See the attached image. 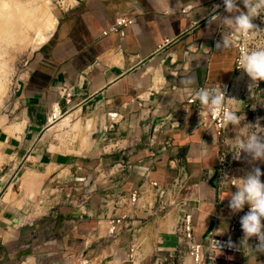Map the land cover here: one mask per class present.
<instances>
[{
  "label": "crops",
  "instance_id": "1",
  "mask_svg": "<svg viewBox=\"0 0 264 264\" xmlns=\"http://www.w3.org/2000/svg\"><path fill=\"white\" fill-rule=\"evenodd\" d=\"M216 14L229 15L222 0H83L65 13L50 39L32 53L15 85L14 116L0 128L6 160L0 188L60 165L58 156L45 149L43 138L45 131L56 126L58 131L56 123L64 117L84 113L79 121L94 125L101 136L122 137L131 147L136 137L138 141L98 161L68 159L65 163L79 176L115 164L105 173L110 183L98 185L97 194L86 185L68 183L61 186L58 199L46 197L45 211L19 227L22 243L13 242L12 236L2 239L0 264H91L103 251L109 252L110 263L122 264L131 233L125 230L111 239L108 220L130 211H116L117 201L141 191L140 204L146 210L157 201L149 183L170 187L182 172L188 180L164 219L142 215L144 221L131 220L140 228L145 249L152 250L158 238L165 242L170 237L184 201L194 214L196 238L215 245L217 264H264V254L255 258L247 245L241 249L242 230H231L248 207L233 214L228 208L231 190L217 192V139L212 128L197 126L194 116L197 89L212 88L217 81L229 83L235 76L234 41L216 48L224 31L209 23ZM119 19L131 24L104 35ZM188 77L196 81L191 89L181 86ZM160 122L166 126L153 134ZM171 122L180 127L170 129ZM139 129L144 140L134 135ZM126 165L131 169L120 167ZM168 202L167 197L164 203ZM229 238L235 247H227ZM248 243L255 246V237Z\"/></svg>",
  "mask_w": 264,
  "mask_h": 264
},
{
  "label": "rangeland",
  "instance_id": "2",
  "mask_svg": "<svg viewBox=\"0 0 264 264\" xmlns=\"http://www.w3.org/2000/svg\"><path fill=\"white\" fill-rule=\"evenodd\" d=\"M19 1L28 2L29 0ZM45 1L48 3L49 11H51L54 21L56 22L54 30L46 33L48 41L56 31L61 20L65 17V13L78 6L83 0ZM31 35H33L32 32ZM35 50L36 49L31 50L30 44L21 49L9 47L4 55L5 57L0 60L6 63L4 70V74H6L4 75V92L1 96L0 105V128H3L14 116L15 85L17 84L20 76L23 75L26 63ZM263 93L264 81H262L258 87L253 90V94L251 93L253 97L249 102L251 104L249 109L247 108L242 110V112L245 111L246 115L245 123L255 124L257 118H261V125L264 126V110L259 111L260 104H258V101L262 99ZM84 115L85 114L82 113L78 116V118H70L71 123L67 128H58L59 130L56 131V126L49 132L45 131L43 138L45 149H47L50 154L52 153L51 155L58 156L57 160H61L59 163L60 165H53L49 167L43 175L37 174L36 177H26L22 180L15 179L14 181H9V183L5 186H1L0 242H2L3 238L11 236L14 238L12 240L13 242H21L22 236H19L18 234L20 233L19 227L28 226L32 215L35 213L40 214L41 211H45L46 206L45 201L43 200L46 197H52L54 200L58 199L59 193L62 192L61 186L68 185V183H76L80 185L81 188L83 185H86L92 193L97 194L98 185L101 186L102 183H105V185L110 183L109 176H107L108 174L105 175V173H111L115 164L105 168L103 172L90 171V173H88V171H86L79 176L77 175L79 171L70 167V164L68 165V163H65L68 159L72 160L73 158L83 162L90 160L98 161L100 159L107 158L110 155H116L120 150H127L131 147V142L122 139V137H110L105 134H102L101 136L99 132H96L94 125L91 127V124L83 121L80 122L79 120L83 118ZM64 118L59 120L56 124L59 125ZM141 133L142 131L139 129L136 133H134V135L141 137L140 140H144ZM136 141H138L137 137L132 142V147L136 145ZM5 162L6 160L3 158V148L0 144V180L6 174L4 169ZM242 165V169L238 171L241 177H244L248 172L252 171L256 167H259L261 171L264 172V161L252 162L250 157L244 156ZM100 175L102 177H100ZM105 176L107 177L106 179L104 178ZM262 178L264 179V176H262L261 179ZM63 192L65 193V191ZM55 204L58 205L57 201ZM28 237L29 236H26L27 240L29 239ZM174 243L175 240L172 237L165 240L166 245H173ZM107 254L109 255V252L106 253L103 251L100 257L99 253V255L94 257V261L91 264H112V262L110 263L109 259H107Z\"/></svg>",
  "mask_w": 264,
  "mask_h": 264
},
{
  "label": "built area",
  "instance_id": "3",
  "mask_svg": "<svg viewBox=\"0 0 264 264\" xmlns=\"http://www.w3.org/2000/svg\"><path fill=\"white\" fill-rule=\"evenodd\" d=\"M253 23H255L260 30L264 31V16L254 19ZM129 24H131V21L119 19L109 27L108 32L104 35H107L108 33H116L119 29L126 27ZM231 41H234V48L236 50L234 61L235 76L231 82L221 85L227 86L226 98H235L242 102L239 104L230 102L232 108L242 112V110L249 109L251 106L249 102L253 96L251 94L252 91L249 89V85L252 81L243 70L237 68L238 59L242 51L254 48H264V33L248 39L241 37L237 33L232 37ZM261 82L262 81L258 82V85ZM261 100H264V93ZM258 104H260L259 111L264 110V103L258 102ZM201 111L207 112L206 109L202 110L198 101L194 106L196 125L212 128L217 139L218 160L213 175L216 190L219 194H221L224 189H230L232 192H235L237 189L234 186L235 182L232 178L241 177L238 171L243 167L242 161L244 155H242L239 160L233 159L230 149L224 143V140L226 137L240 134L239 126H233L231 124L224 126L219 117L212 116L210 113L202 115L201 118L199 115V112ZM54 116L55 115L53 114L52 121H56ZM59 116L63 115L59 112ZM170 124V129L180 127L179 122H171ZM165 126L166 123L164 122L154 125L152 133H161ZM120 167L131 169L130 165ZM187 180V174L182 172L176 177L170 187H163L155 182H150V187L156 191L157 201L154 204L148 205L146 210H144L145 206L140 204V200L143 197L141 191H134L128 197L121 196L119 198L115 205L116 211L120 212L121 209H127V211L130 212L120 214L117 217L115 214V216L108 220V235L111 239H116L125 230H128L131 233L132 240L127 250L126 259L122 264H217L215 245H213L208 239L200 241L196 238L194 233V214L193 211L185 205L184 201L179 203V215L175 219L174 226L168 233L169 236L175 240L173 245H166L165 242L158 238L155 247L152 250L147 251L144 247V242L142 241L139 226L132 224L131 220L144 221L145 219L142 215L154 220L164 219L169 207H173L176 204V197L179 195L180 190L184 187ZM262 182H264L263 178ZM167 197L170 202L165 204L164 200H166ZM248 210L245 211L244 215ZM240 218H237L233 222L231 227L232 231L241 229ZM255 241L258 243L256 238ZM81 264H87V262H82Z\"/></svg>",
  "mask_w": 264,
  "mask_h": 264
},
{
  "label": "clouds",
  "instance_id": "4",
  "mask_svg": "<svg viewBox=\"0 0 264 264\" xmlns=\"http://www.w3.org/2000/svg\"><path fill=\"white\" fill-rule=\"evenodd\" d=\"M225 11L229 14L221 17L219 14L212 15L209 23H217L224 28L222 41L216 44L217 49H223L230 45L235 34L248 39L258 36L264 31L253 23L254 19L264 16V0H222ZM242 4L245 10L238 6ZM219 8L216 5L215 11ZM250 78V91L258 87V82L264 81V48H254L242 51L238 59V67ZM196 83L194 77L181 80L183 88L191 89ZM227 86L221 85L218 81L212 88H199L195 91L202 110L200 117L207 113L219 117L224 126L229 124L239 126L240 134L226 137L224 143L229 147L233 159L239 160L241 156L250 157L252 162L264 161V126L261 125V118H257L255 124L245 123V111L240 112L230 106L231 103H242L235 98H226ZM264 103V100L258 101ZM255 107V106H253ZM264 172L259 167L248 172L244 177L232 178L235 182L236 191L230 194L228 208L233 214L240 213L248 207V212L240 218L241 230L244 233L240 241L241 249L247 245V251L255 258L264 254V182L261 177ZM255 237L258 243L253 246L248 241ZM227 247H235L232 240L226 242ZM220 251V244L215 241Z\"/></svg>",
  "mask_w": 264,
  "mask_h": 264
},
{
  "label": "bare ground",
  "instance_id": "5",
  "mask_svg": "<svg viewBox=\"0 0 264 264\" xmlns=\"http://www.w3.org/2000/svg\"><path fill=\"white\" fill-rule=\"evenodd\" d=\"M55 26L56 22L45 0H0V60L5 57L9 47L21 49L30 44L31 50H34L44 45L47 42L46 33L53 31ZM5 66L6 63L0 61V105L4 92ZM54 115L56 119L58 114ZM68 126L70 118L66 117L58 128Z\"/></svg>",
  "mask_w": 264,
  "mask_h": 264
},
{
  "label": "water",
  "instance_id": "6",
  "mask_svg": "<svg viewBox=\"0 0 264 264\" xmlns=\"http://www.w3.org/2000/svg\"><path fill=\"white\" fill-rule=\"evenodd\" d=\"M210 185H211V186H214L213 180H211Z\"/></svg>",
  "mask_w": 264,
  "mask_h": 264
}]
</instances>
